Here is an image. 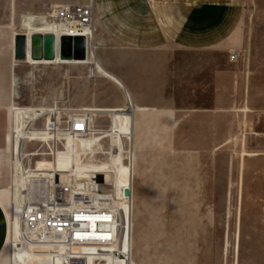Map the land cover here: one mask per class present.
Wrapping results in <instances>:
<instances>
[{
  "label": "rangeland",
  "instance_id": "rangeland-1",
  "mask_svg": "<svg viewBox=\"0 0 264 264\" xmlns=\"http://www.w3.org/2000/svg\"><path fill=\"white\" fill-rule=\"evenodd\" d=\"M244 7V21L228 49L205 52L200 60L192 51L173 49L169 115L135 106L164 101L148 90V70L133 69L139 59L131 50L118 53L114 42L106 44L102 61L95 38L97 59L128 77L133 100L100 61L106 78H89L88 65H66L57 57L55 65L26 66L38 79L30 97L41 96L43 79L60 75L61 109L88 110L91 96L111 101L123 93L124 106L89 108L100 111L90 135L59 131L56 158L37 162L46 177L54 174L66 185L68 208H108L118 217L120 233L115 242L32 243L20 222L27 167L19 166L14 188H0L10 191L11 264H264V0H245ZM5 14L0 11V19ZM21 15L14 14L12 25ZM199 64L204 75L196 72ZM213 67L231 71L232 78L225 80L230 107L196 117L188 110L195 105L205 110L213 103ZM202 81L204 90L195 92ZM17 111L21 120L13 129L23 137L26 117L36 112ZM29 136L49 137L42 131ZM13 145L15 162L20 153Z\"/></svg>",
  "mask_w": 264,
  "mask_h": 264
},
{
  "label": "crops",
  "instance_id": "crops-1",
  "mask_svg": "<svg viewBox=\"0 0 264 264\" xmlns=\"http://www.w3.org/2000/svg\"><path fill=\"white\" fill-rule=\"evenodd\" d=\"M12 1L10 4H0V11L6 13L4 20L0 19V188H12L13 185L12 147L10 144L7 146V137L11 131L12 107L50 108L63 96L59 74L57 76L53 74L51 80H42L41 96H29L28 93L38 86V79L34 73L26 72V66L55 64L54 61L31 59L27 62L16 61L15 37L18 33H27L30 36L34 32H42L47 22L44 17L52 6L86 3L89 0H17V5L14 4L15 0ZM93 1L95 32L101 60L107 43H116L118 53L131 50L139 59L133 63V69L139 66L141 70H148V90L155 93L156 100L164 101L163 105L135 104V106L146 109L142 112L164 111L165 115L171 114L173 107L168 103L173 98L169 88L173 76V49L192 51L198 55V60L205 52L211 54L224 48L228 49L230 41H236L237 32L246 15L245 0H180L177 3L171 0ZM15 13L22 14L20 21L16 20L17 26L12 25ZM101 60L99 58L101 64L113 73L125 88L115 84L122 88L124 95L128 91L133 100L132 92L135 93V89L130 86L128 77L120 71H113L110 65ZM124 64L129 65L127 62ZM199 65L196 72L204 75V64ZM98 68L100 75L105 77L107 74L99 66ZM227 78L229 80L232 78L231 71L213 67L211 85L215 93L211 107L204 110L201 106L195 105L188 112L197 117L203 113L212 114L224 107H230L231 89L225 84ZM204 85V81L197 84L195 92L199 93L202 88L204 90ZM223 85L226 88H222ZM124 105L126 99L124 100L123 93L117 100L103 101L92 96L88 99L89 108L106 109ZM17 161L18 159L15 160V165L19 167ZM8 235V218L0 205V252L6 244Z\"/></svg>",
  "mask_w": 264,
  "mask_h": 264
},
{
  "label": "built area",
  "instance_id": "built-area-1",
  "mask_svg": "<svg viewBox=\"0 0 264 264\" xmlns=\"http://www.w3.org/2000/svg\"><path fill=\"white\" fill-rule=\"evenodd\" d=\"M46 19L53 26L59 27L61 32L60 38L64 36L73 39L76 37L85 38L86 54L88 58H90L88 62V77L96 78L99 75V61L96 55L97 46L95 43L94 1L89 0L86 3H64L54 5L47 13ZM57 50L58 44L56 43V52ZM234 59H236V57L233 56L232 60ZM19 109L25 111L27 114H30V111L36 112V115L26 117L24 125L26 135L23 137H18L12 128L14 125L12 113ZM95 113H98V111H93L91 109H61L58 101L50 108L13 106L10 118L11 131L7 137V146L9 141L12 142L13 140L15 149L17 150L19 148V153L21 154L22 162L25 167L37 171V162L39 160L53 158V149L55 150L58 148V143L60 141L58 132L64 131L73 137L90 135L92 128L91 124ZM34 131L45 132L49 137L45 140L41 138H32L29 134H32ZM31 146H33L32 149ZM27 155L30 156V159H28L29 157ZM52 175L53 176L50 174L49 177H32L27 183V188L24 189L25 199L20 213L24 226L30 229H36L40 226L42 229H45L48 234L58 237L65 234L67 238L63 241H59L66 244L69 242V244L76 245L85 241H92V238L88 239V235H85L84 232L87 231V227L82 221L83 218H86L83 216L86 213L84 211L90 210H88V207H78L73 214H66V210L71 205L68 200V195L70 197L71 194L66 185L61 184L56 176H54V174ZM85 203L86 202L83 204L88 205ZM81 208H85V210ZM91 211L102 212L100 214L103 215V217H101L103 220L98 223L114 222L113 227L98 225L97 229L101 232H110L107 237L101 239L102 242H115L120 233L118 217L113 216L111 210L108 208H95V210ZM43 239L44 238L41 237L40 240L44 241ZM116 252L117 251L113 253ZM116 254L120 255V253Z\"/></svg>",
  "mask_w": 264,
  "mask_h": 264
},
{
  "label": "bare ground",
  "instance_id": "bare-ground-1",
  "mask_svg": "<svg viewBox=\"0 0 264 264\" xmlns=\"http://www.w3.org/2000/svg\"><path fill=\"white\" fill-rule=\"evenodd\" d=\"M20 19H21V17H20ZM44 20L47 21V24L45 25V29H43L42 33H53V34L56 35V37L58 39V50H57V56H56L58 58V62L64 63L66 65H69V64H71V65L72 64L73 65H88V62L90 61V58H88V56H87V58L85 60H77V59L68 60V59H63V58H61L59 56V39H60V36H61L60 29H59V27H55L50 22H48V20L46 19V16L44 17ZM99 75H100V71H99ZM85 110H87V109H85ZM91 110H93V109H91ZM12 117H13V121H14V125L13 126H16L17 124H19V121L21 120V117H20V115H19L17 110L12 113ZM15 132H16L17 135L21 134L20 131H15ZM82 137H84V136H82ZM13 143L14 142L9 141V144L12 147V149H11L12 151L11 152H14ZM27 156L30 157L29 155H27ZM55 158L56 157L53 154V158L52 159L54 160ZM17 159H18L17 164L20 167H22V168L24 167L25 168L24 163L22 162V158L20 157V154L17 155ZM13 169H14V173H16V169L18 170V167H17V165H15V162H14V165H13ZM24 174H27L26 188H27V183L30 181V179L32 177H36V176H44V177H46V175H45V173L43 171L38 170V169H37V171L33 170V169H28V167L24 171L23 175ZM14 186H15V180H14V177H13L12 188H14ZM127 188H129V186ZM125 195H126V193H125ZM129 196H127V197H129ZM24 199L22 200V203H21V210H22ZM0 205L3 207V209H4L5 213H6L7 218H8V223H9V235H8V238H7V241H6V244H5L4 248L0 252V264H11V240H12V237H11V224H12L11 218H12V209H11L10 191L8 189H0ZM77 208L78 207L71 208V209L68 208L66 210V214H73L75 209H77ZM81 209L85 210V208H81ZM88 210H90V211H84L86 213L83 216H85L86 218H83L82 221H83V224L87 227V229H86L87 231L84 232L85 235H88V239L92 238L93 240L92 241H85V242L102 241L101 239H104L105 237H107L110 234V232H108V231L101 232V231H99L97 229L98 225H102V226L106 227L105 223H103V222L102 223H98L99 221L103 220V218H101V217H103V215L100 214L102 212L99 213L98 211H91L93 209H88ZM20 222L22 224L23 230L26 231V232H29L31 234L32 243H52V242H54V243L60 244V245H72V244H69V242H68V244H66V243H62L61 241H59V240L63 241V240H65L67 238V237H65V234H62L59 237L58 236H54L52 234H48V232H46V230L42 229L40 226L37 227L36 229L26 228L24 226L23 222H22L21 214H20ZM112 236H113V234H112ZM41 237L44 238L43 239L44 241L40 240ZM50 240H52V241H50Z\"/></svg>",
  "mask_w": 264,
  "mask_h": 264
},
{
  "label": "water",
  "instance_id": "water-1",
  "mask_svg": "<svg viewBox=\"0 0 264 264\" xmlns=\"http://www.w3.org/2000/svg\"><path fill=\"white\" fill-rule=\"evenodd\" d=\"M56 43L58 39L53 33L34 32L30 36L27 33H18L14 43V58L18 62L54 61L57 56ZM59 56L63 59L85 60L86 41L83 37H61L59 39ZM129 140L126 145L129 146ZM127 196L131 194L129 188L125 190Z\"/></svg>",
  "mask_w": 264,
  "mask_h": 264
}]
</instances>
